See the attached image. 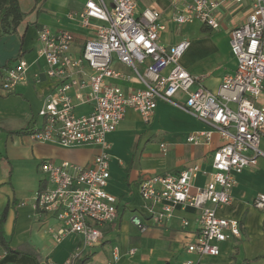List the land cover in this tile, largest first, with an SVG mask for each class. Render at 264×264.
Instances as JSON below:
<instances>
[{
  "label": "built area",
  "instance_id": "obj_1",
  "mask_svg": "<svg viewBox=\"0 0 264 264\" xmlns=\"http://www.w3.org/2000/svg\"><path fill=\"white\" fill-rule=\"evenodd\" d=\"M142 1L85 0L81 11L69 13V19L92 32L77 57L71 55V33L52 32L45 26L38 30L37 54L45 62L43 74L56 80L57 85L44 99L38 112L43 126L31 138L61 147L95 146L99 152L89 166L43 162L40 171L46 186L35 193L34 206L42 212H53L63 224L51 233L55 243L76 234L88 247L99 244L101 228L117 216V199L105 191L110 176V144L106 136L117 129L127 109L149 123L157 102H165L210 128L189 135L188 143L208 144L213 133L218 134L221 143L213 152L211 171L201 172L208 177L202 187L192 185L200 172L198 166L177 174L144 178L139 193L151 224L137 216L130 222L144 233L168 221L177 206L194 209L198 229L186 251L197 259L180 264H202L203 259L219 255L220 244L240 237L238 222L220 217L218 211L231 205L236 176L264 157L259 149L264 135V107L256 104L264 89V0H168L173 23L200 22L211 30L220 28L218 8L248 4L245 19L229 33L235 71L222 77L216 92L205 89L203 76H193L181 67L179 60L190 46L188 41L172 46L159 42L164 30L162 11L138 10ZM112 56L130 69L142 89L125 94L108 82L129 78L111 67ZM28 68L21 58L1 68V91L11 93L16 85L25 82ZM85 90L87 94L83 95ZM178 94L184 96V101L176 100ZM73 99L91 104V112L75 115ZM160 148L165 152L164 145ZM253 207L264 210V194L256 195ZM120 257L114 248L106 264H116ZM76 258L74 253L62 264H73Z\"/></svg>",
  "mask_w": 264,
  "mask_h": 264
},
{
  "label": "crops",
  "instance_id": "obj_2",
  "mask_svg": "<svg viewBox=\"0 0 264 264\" xmlns=\"http://www.w3.org/2000/svg\"><path fill=\"white\" fill-rule=\"evenodd\" d=\"M84 2L18 0L21 21L14 29L0 33V69L13 65L19 58L29 66L25 82L16 85L11 93L6 94L0 89V215L8 206L4 239L15 251L6 254L0 248V264H62L74 253H77V258L73 264H106L114 248L121 255L116 264H180L184 260H196V255L186 251L198 229L194 209L177 206L168 221L149 227L144 233L130 222L137 216L144 223L151 224L142 209L139 193V185L144 178L177 174L198 166L200 172L192 185L202 187L208 177L201 172L211 171L213 152L221 143L217 133H213L208 144L195 146L188 143L189 135L210 128L165 102H157L149 123H144L135 111L127 109L117 129L106 136L110 144V176L105 191L117 199V216L101 228L99 244L88 247L76 234H69L55 243L51 233L61 229L63 224L53 212H42L34 206L35 193L46 186L40 171L43 162L89 166L99 152L95 146L61 147L31 138V134L43 126L38 112L44 99L57 85L56 80L43 74L45 62L37 54V32L45 26L52 32L71 33V55L79 56L92 32L82 29L76 20L68 18V14L81 11ZM144 8L162 11L164 30L159 35L162 45L172 46L181 41L190 43L179 63L189 74L203 76L205 89L216 92L222 77L235 71L229 33L245 19L247 3L218 8L216 15L220 28L217 30H211L200 22L176 25L171 20L168 0H143L138 4V10ZM111 67L129 78L108 80L109 83L120 87L125 94L142 89L130 69L115 56L111 57ZM82 94L86 95L87 91ZM176 100L182 102L184 96L178 94ZM73 103V113L77 116L87 115L92 110L89 103L81 104L76 99ZM256 104L264 107V89ZM160 115L162 121L174 126L179 123L188 126L182 143L178 136L180 129L165 130L155 125L160 123ZM157 136L169 141L160 138L158 144L153 143V137ZM160 145L165 146V152ZM259 149L264 154V135ZM257 194H264V157H259L254 167L236 176L231 205L218 211L220 217L238 222L240 237L220 244L219 255L203 259L202 264H264V210L253 207ZM183 222L187 225L184 226ZM130 250L134 251L132 255L128 254Z\"/></svg>",
  "mask_w": 264,
  "mask_h": 264
},
{
  "label": "trees",
  "instance_id": "obj_3",
  "mask_svg": "<svg viewBox=\"0 0 264 264\" xmlns=\"http://www.w3.org/2000/svg\"><path fill=\"white\" fill-rule=\"evenodd\" d=\"M38 1V0H35ZM22 19V13L19 8L18 0H0V33L14 29ZM41 187L39 190H42ZM8 206H6L0 215V248L4 253H15L10 249L8 242L4 239V223L6 220Z\"/></svg>",
  "mask_w": 264,
  "mask_h": 264
},
{
  "label": "rangeland",
  "instance_id": "obj_4",
  "mask_svg": "<svg viewBox=\"0 0 264 264\" xmlns=\"http://www.w3.org/2000/svg\"><path fill=\"white\" fill-rule=\"evenodd\" d=\"M174 107V106H173ZM177 111H182V110H180L179 108H177V107H174ZM186 115H188L187 113H185ZM173 115H175V114H173ZM175 116H177V115H175ZM177 117H179V115L177 116ZM159 122L160 123H156L155 125H157V126H159L160 128L162 127V128H164L165 130H167V128H168V130L169 129H174V130H177V129H180V132H179V134H178V136H179V140H180V142L182 143V136L185 134V132L188 130L187 128H188V126L187 125H184V124H177V123H175V124H177L176 126H174V125H172V124H169L168 122H166V121H162V116L160 115V119H159ZM190 122V125H191V127H193V123L191 122V121H189ZM165 137H167V135L165 134ZM160 138H162L163 140H165V141H169V140H167L166 138H164L163 136H157V137H153V139H152V142L153 143H156V144H158V142H159V139Z\"/></svg>",
  "mask_w": 264,
  "mask_h": 264
}]
</instances>
